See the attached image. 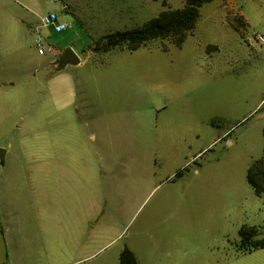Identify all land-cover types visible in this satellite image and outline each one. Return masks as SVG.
Listing matches in <instances>:
<instances>
[{
    "label": "rangeland",
    "instance_id": "rangeland-1",
    "mask_svg": "<svg viewBox=\"0 0 264 264\" xmlns=\"http://www.w3.org/2000/svg\"><path fill=\"white\" fill-rule=\"evenodd\" d=\"M9 1L34 10L22 51L0 56L17 86L0 88V264H119L124 246L138 264H264V248L238 250L242 226L264 236V193L245 178L264 160V0L203 4L179 47L109 53L93 50L103 36L185 1L70 0L60 33L40 25L49 0ZM66 48L81 63L55 99L36 67Z\"/></svg>",
    "mask_w": 264,
    "mask_h": 264
},
{
    "label": "trees",
    "instance_id": "trees-1",
    "mask_svg": "<svg viewBox=\"0 0 264 264\" xmlns=\"http://www.w3.org/2000/svg\"><path fill=\"white\" fill-rule=\"evenodd\" d=\"M184 1V6L181 8L162 10L139 28L103 36L101 47H94L93 50L106 53L114 48L125 46L128 51H134L147 41L167 37L175 38L174 45L179 47L183 40L191 35L199 17V8L213 0ZM246 180L255 195L260 196L264 193V160L262 158L253 161L247 168ZM238 235V250L241 253H251L264 248V236H260L258 229L242 226ZM119 264H138L133 252L126 246L119 253Z\"/></svg>",
    "mask_w": 264,
    "mask_h": 264
},
{
    "label": "crops",
    "instance_id": "crops-1",
    "mask_svg": "<svg viewBox=\"0 0 264 264\" xmlns=\"http://www.w3.org/2000/svg\"><path fill=\"white\" fill-rule=\"evenodd\" d=\"M69 1L70 0L66 1L64 6H60V4H59V2L57 0H49L47 2L48 8H49L48 12L49 11L57 12L59 14L60 20L67 26V28L69 26L68 23H66L62 19V17H61L62 14H60L59 13L60 11H57V10H61V8L64 7V8H66V10L68 12L67 14L65 13V15H72L76 19L77 17L73 15L72 7H71ZM29 3H31V1H29ZM10 6H11V3H10L9 0H0V10L3 11L2 12V16H0V19H3V23L5 25V27L2 28L1 31H0V38H1V40H3V42H5L3 51L0 49V56L3 57V58H6V59H8V58L11 59L12 55H15V54H17V53L22 51V49H21V47H20V45L18 43L19 31L22 32V31H25V30H31L32 23H33L32 22L33 10H34V9H32V4H27L25 2H22L21 5L20 4H16V6H17L16 12L15 13H11L9 11ZM33 7L35 8L36 4H33ZM239 14L243 18L246 26H248L249 25L248 24L249 20H248L247 16L244 13H242V11H239ZM11 15H12V18L10 17ZM258 15L262 16L264 18V10L262 12L258 13ZM77 21H78V24L80 25V23H81L80 20H77ZM40 25H41V20H40ZM43 27H45V26H43ZM82 28L85 30V26L82 27ZM133 29H135V28H133ZM129 30H131V29H129ZM115 32H121V31H115ZM115 32H112V33H115ZM31 33L32 34H36L35 31H31ZM112 33H108V34H112ZM36 39H40L42 42L44 41L42 37H37V38H35L33 40L34 46H35V40ZM214 46H216V51L219 52L220 51V46H217V45H214ZM42 47H43V53L42 54L38 53V57L40 59H41V56L45 55L44 44L42 45ZM35 48L37 49L36 46H35ZM62 51H63L62 49L56 50V53H54L53 57L49 58V59L46 58V57H43L44 58L43 67L42 68L41 67H36L37 68L36 71H39L41 73L44 72L47 78L50 77L49 82L51 83V85L49 86V89H50V92L52 94H54L55 99L58 98V94H59V92H61L60 91L61 89L58 88V82H62L63 83L64 79L67 81L68 80V76H69L68 73L63 72V70L66 69L67 66H69V65L65 66V68L60 70V71H57L56 70V66L54 65V61L56 60V58L58 57V55ZM75 54L77 55V53H75ZM77 57L79 58L78 55H77ZM46 61H47V63H46ZM214 62L216 63L217 61L215 60ZM80 63L81 62H80V59H79V63L77 65H79ZM7 64H9V62ZM70 66H76V65H70ZM52 80H54V81L58 80V81L57 82H53ZM9 86H11L13 88L17 87L16 86V82L14 80H12L10 78L8 80H5L3 77H0V88H2V90H5ZM63 89L65 91H68L67 87H64ZM228 143H230V142L228 141ZM245 178H246V174H245ZM247 254H249V253H247Z\"/></svg>",
    "mask_w": 264,
    "mask_h": 264
},
{
    "label": "built area",
    "instance_id": "built-area-1",
    "mask_svg": "<svg viewBox=\"0 0 264 264\" xmlns=\"http://www.w3.org/2000/svg\"><path fill=\"white\" fill-rule=\"evenodd\" d=\"M41 25L45 27H52L57 33L63 32L67 26L60 20L59 14L55 11H49L41 18ZM255 40L260 44H264V26L255 32ZM43 42L40 39L35 40V46L39 54L43 53Z\"/></svg>",
    "mask_w": 264,
    "mask_h": 264
},
{
    "label": "water",
    "instance_id": "water-1",
    "mask_svg": "<svg viewBox=\"0 0 264 264\" xmlns=\"http://www.w3.org/2000/svg\"><path fill=\"white\" fill-rule=\"evenodd\" d=\"M79 63V58L74 53L71 48L64 49L54 61L56 70L60 71L67 65H77ZM5 151L0 150V161L3 163Z\"/></svg>",
    "mask_w": 264,
    "mask_h": 264
}]
</instances>
